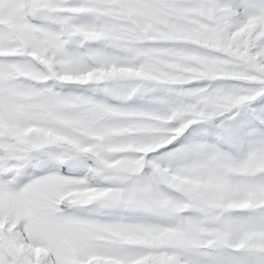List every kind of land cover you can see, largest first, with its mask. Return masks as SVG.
<instances>
[{"label": "snow or ice", "instance_id": "obj_1", "mask_svg": "<svg viewBox=\"0 0 264 264\" xmlns=\"http://www.w3.org/2000/svg\"><path fill=\"white\" fill-rule=\"evenodd\" d=\"M0 264H264V0H0Z\"/></svg>", "mask_w": 264, "mask_h": 264}]
</instances>
